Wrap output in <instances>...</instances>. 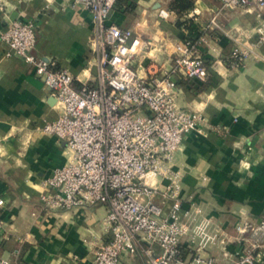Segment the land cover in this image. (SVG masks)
Listing matches in <instances>:
<instances>
[{
  "label": "crops",
  "instance_id": "1",
  "mask_svg": "<svg viewBox=\"0 0 264 264\" xmlns=\"http://www.w3.org/2000/svg\"><path fill=\"white\" fill-rule=\"evenodd\" d=\"M173 1L117 0L109 23L144 38L143 52L133 59L142 76L168 69L182 38L208 35L201 53L209 80L182 81L178 96L183 110L204 117L205 133L186 136L173 170L183 177L191 217L186 220L195 224L206 216L234 235L238 225H257L264 216V46L256 48L257 56L243 68L232 69L226 56L234 42L227 34L256 44L264 14L256 7L228 11L220 0H191L190 22L179 27L176 14L160 17L161 10L173 12ZM195 11L198 15L191 17ZM16 20L36 23L34 54L67 69L76 88L96 80L98 60L90 50L93 20L83 5L74 0H0V31ZM213 20L217 27L205 30ZM7 52L0 38V198L6 201L0 259L12 264H95L99 247L110 238L108 206L54 212L43 208L42 181L69 162L65 144L43 132L62 109L32 67ZM217 127L223 131H215ZM170 208L171 202L165 212ZM153 251L161 253L157 245ZM208 253L228 262L220 249ZM121 264L150 262L141 251L136 257L124 255Z\"/></svg>",
  "mask_w": 264,
  "mask_h": 264
},
{
  "label": "built area",
  "instance_id": "2",
  "mask_svg": "<svg viewBox=\"0 0 264 264\" xmlns=\"http://www.w3.org/2000/svg\"><path fill=\"white\" fill-rule=\"evenodd\" d=\"M220 1L228 11L256 7L264 14V0ZM74 2L92 16L90 50L98 60L96 80L79 89L67 69L34 54V21L16 20L0 31L8 48L6 56L31 66L62 109L43 132L65 144L69 162L42 181L43 208L54 212L100 203L108 206L110 238L99 247L95 264H121L124 255L136 257L141 251L150 264H262L264 216L257 225H238L234 235L206 216L190 223L186 220L190 210L182 194L183 177L173 170L186 136L205 133L204 117L183 110L178 96L182 81L209 80L208 62L201 53V47L209 43L208 35L182 38L175 45L168 69L142 76L134 69L133 59L143 52L144 38L131 28L109 23L117 0ZM175 14L160 11L164 19ZM195 15L197 11L190 16ZM214 27L215 20L205 30ZM256 31V44L227 34L234 42L226 56L230 68H243L257 56L256 48L264 46V24ZM169 202L171 208L165 212ZM5 208L6 201L0 198V232L5 228ZM155 245L161 249L158 255L153 251ZM213 248L222 250L228 262L210 255ZM0 264L12 263L0 259Z\"/></svg>",
  "mask_w": 264,
  "mask_h": 264
},
{
  "label": "trees",
  "instance_id": "3",
  "mask_svg": "<svg viewBox=\"0 0 264 264\" xmlns=\"http://www.w3.org/2000/svg\"><path fill=\"white\" fill-rule=\"evenodd\" d=\"M191 0H175L170 4V10L178 16V26L183 27L190 22L188 13L193 8Z\"/></svg>",
  "mask_w": 264,
  "mask_h": 264
}]
</instances>
